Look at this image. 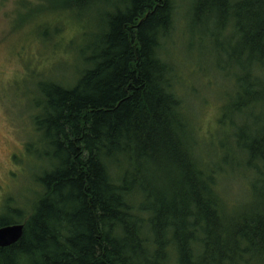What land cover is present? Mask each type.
<instances>
[{"label":"trees","instance_id":"16d2710c","mask_svg":"<svg viewBox=\"0 0 264 264\" xmlns=\"http://www.w3.org/2000/svg\"><path fill=\"white\" fill-rule=\"evenodd\" d=\"M50 9L95 31L69 44L70 83L37 85L41 162L31 199L0 206V228L24 226L0 264H264V0H48L29 18ZM181 10L233 82L206 138L163 57ZM62 21L32 25L48 41Z\"/></svg>","mask_w":264,"mask_h":264},{"label":"rangeland","instance_id":"374dc122","mask_svg":"<svg viewBox=\"0 0 264 264\" xmlns=\"http://www.w3.org/2000/svg\"><path fill=\"white\" fill-rule=\"evenodd\" d=\"M47 6L48 0H0V206L8 198L18 203L19 199L30 200L32 196L31 182L41 162L35 153L43 152L36 145L32 121L37 85L52 78L59 83H70L75 58L72 59L69 44L75 40L76 55L95 31L93 22L74 23L63 15L62 9H50L47 14L29 18ZM38 17L44 22L63 19L60 36L45 40L39 33L40 28L32 25ZM171 40L174 42L165 47L163 57L172 59L181 68L179 91L197 110L200 134L206 138L216 128L220 106L233 82L227 77L222 80L212 75L208 53L217 56V52L213 45L207 46L205 41L198 40L213 39L208 38L203 27L191 31L183 10L177 13ZM191 41H194L192 46ZM30 145L32 149L28 151ZM234 185L230 197L240 199V185Z\"/></svg>","mask_w":264,"mask_h":264},{"label":"water","instance_id":"95a60500","mask_svg":"<svg viewBox=\"0 0 264 264\" xmlns=\"http://www.w3.org/2000/svg\"><path fill=\"white\" fill-rule=\"evenodd\" d=\"M24 226L14 224L0 228V248L9 247L17 243L23 235Z\"/></svg>","mask_w":264,"mask_h":264}]
</instances>
